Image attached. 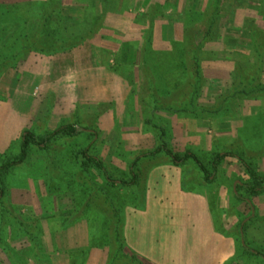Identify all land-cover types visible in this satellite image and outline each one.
I'll return each mask as SVG.
<instances>
[{"label": "rangeland", "instance_id": "obj_1", "mask_svg": "<svg viewBox=\"0 0 264 264\" xmlns=\"http://www.w3.org/2000/svg\"><path fill=\"white\" fill-rule=\"evenodd\" d=\"M53 1L0 0V167L20 153L26 131L46 136L62 125L77 124L79 132L99 134L91 153L101 157L116 178L130 179L129 162L156 149L160 130L176 153L191 151L209 167L215 153L229 152L243 157L264 177V99L235 100L216 115L203 111L234 83L240 84L233 73L234 61L255 65L261 61L260 52L264 60V0L219 1V28L202 42L198 59L199 90L194 81V89L184 86L183 61L171 66L161 55L180 47L185 26L200 23L212 0H58L61 7L48 22L62 37L86 32L105 16L101 31L73 50L26 53L16 67H9L27 36L46 38L48 22L43 27L41 23ZM203 35L198 34L197 42ZM144 46L149 49V77L144 76L139 55ZM100 103L103 107L98 110ZM91 140H70L66 148L54 142L47 154L32 145L25 163L0 173L4 204L0 264L107 263L111 249L99 232L112 222L99 219L95 214L100 212L85 207L86 201L104 206L99 196L104 190L123 216L125 233L127 207L143 200L136 187H113L95 168L89 174L80 169L73 154ZM166 163L171 164L163 154L142 159L140 191L155 165ZM180 169L184 187L208 194L216 225L227 234L239 239V225L253 219L246 228V241L264 253V195L250 199L257 211L235 199L237 186L247 179L239 160L227 157L212 176L213 183L204 180L192 159ZM76 180L81 183L78 188ZM237 245L232 263L243 264ZM246 258L250 264H262L256 257Z\"/></svg>", "mask_w": 264, "mask_h": 264}, {"label": "trees", "instance_id": "obj_2", "mask_svg": "<svg viewBox=\"0 0 264 264\" xmlns=\"http://www.w3.org/2000/svg\"><path fill=\"white\" fill-rule=\"evenodd\" d=\"M212 1L213 3L211 4L210 8L207 9L200 23L193 24L191 26H185L183 30L184 37L183 41L180 43V47H174L172 48V51L170 53L166 52V54L161 55V58L164 61H170L171 66L177 64L178 60L183 61L181 62V64L184 65L187 74L186 83L184 86L188 90L194 89V86H197L196 89L199 90L202 76L198 59L202 51V42L206 41L211 35H213L216 28H219L218 17H220V11L216 8H218V3L221 0ZM49 6L50 9L48 10V14L45 17L44 21L41 23V27H43L45 23L48 22L49 17L58 12L61 7L58 0H54L51 4H49ZM104 20L105 16H100L95 24H93L86 32L75 31L68 34L66 37H62V33L56 28H51V21H49L47 23L49 30L46 33V38L41 39L40 34H36L35 36H27L21 43V50H19L18 53L13 54L12 60L9 62L8 66L16 67L17 63L19 62V58L26 53L36 52L45 55H54L58 52L70 51L74 48L80 47V45H82L87 40L93 39L101 31V29L103 28ZM256 29L257 28H254V30H252V38L254 40L255 47L256 43L259 42L255 35ZM199 33L204 34L201 42H197V36ZM148 52L149 49L146 46L141 48L139 51V55L141 58L140 61L142 63L143 69L142 71L144 72L145 77H149V75L152 74V70L148 65ZM259 54V59H261V61L252 66H248L241 61L233 62L234 64L232 69L235 75V80L238 79L240 84L234 83L232 89L229 92L222 94L213 107L209 109L206 108V110L203 111H208V113L216 115L221 111L227 109L230 105V102L232 101L250 100L252 102H255L264 99V84L262 82L264 65V60H262L263 52H260ZM162 65L164 66V64ZM192 81H194V86L192 85ZM181 90L183 89L181 88ZM102 107L103 103L98 104V110H101ZM99 116L100 114H96L94 118L97 119L99 118ZM160 133L161 141L157 145L155 150L151 152H144L140 156L135 157L129 162L128 167L131 175L130 179H126L123 177H114V171H111L110 168H107L104 165L101 157L94 156L91 153L93 147L98 143V140H96L95 137H98L99 134L88 130L79 132L77 124L62 125L53 132L47 133L46 136H38L35 134V132L26 131L21 140L20 153L3 164V166L0 167V173L7 172L15 166L25 163V161L29 157L30 147L32 145H37L43 153L47 154L54 142L59 143L62 145V147L66 148L68 146L65 145H69L70 140L77 141V138L80 139L81 137H89V139L92 140L90 144L85 147V149L76 152V154H73V157L75 158L77 164H79L80 169L89 174L90 171L95 168L100 174L103 175V181H105V183L109 184L110 186H122L124 188L133 186L137 188L138 192L140 190L139 188L141 187V184H139V182L142 176V171L140 170L141 168H138L140 167L142 159L156 158L157 156L163 154L170 159L172 165L179 168H183L185 162L192 159L202 172L204 180L207 183H213L212 176L214 174H217V171L221 167L224 160L227 157L231 156L239 160V162L244 167L247 175V179L244 181V183L237 186V192H239V194H236L235 192V199L238 202L245 203L252 211L253 209L257 211V207L251 204L250 199H254L256 197L264 195V177L261 176L243 157L229 152L225 153L223 151H220L213 155V158L210 160V166L207 167L191 151H187L183 155L176 153L167 145L166 141L163 140V138L165 137L164 131L160 130ZM239 134L240 136L243 135L242 133ZM240 136H238V140L243 142V139ZM243 143H240V145ZM56 163L62 164V161H57ZM75 182H79V185L76 186L78 188L81 183L77 180ZM241 191L243 192L242 195L240 193ZM100 192L101 195L99 196L101 198V203H103L104 206L98 208V202L94 204L92 201L89 202V200H87L85 207H91V210L100 212L98 214H95L99 219L102 218L103 220H105V218H107L112 222L109 227L104 228L103 230L100 229L99 232L103 233L102 237L106 239L105 246L111 249V252L108 255L109 259L106 264H150V262H148L145 258L139 256L136 252L128 247L125 240L123 216L119 212V209L115 205L113 199L109 198V195L104 190H101ZM2 195L3 188L2 182L0 180V205L2 206V209H4V204L2 203ZM140 196L143 200V193H140L139 197ZM95 205L96 208H94ZM252 222H254L253 219L250 220L249 224ZM249 224L244 226H242V224L239 225V239H236L237 243L240 244L242 251V257L239 258V261H242L243 264H250V259L248 260L246 258V256H248V258L256 257L260 259V262L262 264H264V253L257 249H253L246 241V228ZM91 233L93 234V232ZM241 233H243V236ZM98 236L101 238V235ZM239 240L240 242H238ZM242 240L244 241V245L242 243ZM232 262L236 263V258L232 259L230 261V264H233Z\"/></svg>", "mask_w": 264, "mask_h": 264}, {"label": "crops", "instance_id": "obj_3", "mask_svg": "<svg viewBox=\"0 0 264 264\" xmlns=\"http://www.w3.org/2000/svg\"><path fill=\"white\" fill-rule=\"evenodd\" d=\"M181 174L155 165L138 192L143 203L125 212L128 247L151 264H227L238 253L235 237L216 225L208 194L184 187Z\"/></svg>", "mask_w": 264, "mask_h": 264}]
</instances>
